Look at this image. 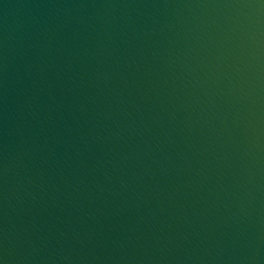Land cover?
I'll list each match as a JSON object with an SVG mask.
<instances>
[{
	"label": "water",
	"instance_id": "water-1",
	"mask_svg": "<svg viewBox=\"0 0 264 264\" xmlns=\"http://www.w3.org/2000/svg\"><path fill=\"white\" fill-rule=\"evenodd\" d=\"M0 264H264V0H0Z\"/></svg>",
	"mask_w": 264,
	"mask_h": 264
}]
</instances>
